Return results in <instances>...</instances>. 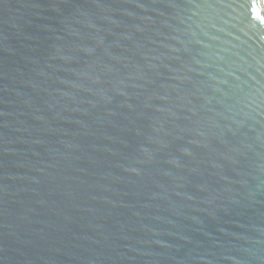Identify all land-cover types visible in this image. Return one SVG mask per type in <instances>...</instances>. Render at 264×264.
<instances>
[{
	"label": "water",
	"instance_id": "water-1",
	"mask_svg": "<svg viewBox=\"0 0 264 264\" xmlns=\"http://www.w3.org/2000/svg\"><path fill=\"white\" fill-rule=\"evenodd\" d=\"M0 264H264L263 0H0Z\"/></svg>",
	"mask_w": 264,
	"mask_h": 264
},
{
	"label": "bare ground",
	"instance_id": "bare-ground-1",
	"mask_svg": "<svg viewBox=\"0 0 264 264\" xmlns=\"http://www.w3.org/2000/svg\"><path fill=\"white\" fill-rule=\"evenodd\" d=\"M263 3H264V0H263Z\"/></svg>",
	"mask_w": 264,
	"mask_h": 264
}]
</instances>
